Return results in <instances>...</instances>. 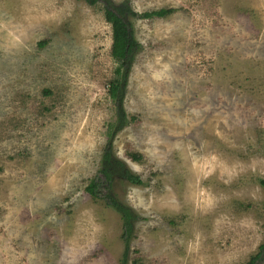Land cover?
<instances>
[{"label":"rangeland","instance_id":"obj_1","mask_svg":"<svg viewBox=\"0 0 264 264\" xmlns=\"http://www.w3.org/2000/svg\"><path fill=\"white\" fill-rule=\"evenodd\" d=\"M130 4L174 11L132 19L128 264H246L264 243V0ZM112 42L102 3L0 0V264L122 263L123 220L86 191L117 121Z\"/></svg>","mask_w":264,"mask_h":264},{"label":"trees","instance_id":"obj_2","mask_svg":"<svg viewBox=\"0 0 264 264\" xmlns=\"http://www.w3.org/2000/svg\"><path fill=\"white\" fill-rule=\"evenodd\" d=\"M91 6L102 3L103 12L107 23L112 27V47L111 54L117 62L114 71V78L109 83V95L114 102L117 121L115 125L108 126V142L104 150L99 174L101 178L91 181L86 191L95 200H102L120 214L124 233L122 238L125 242V252L121 264H128V256L131 250V240L135 231V223L139 219L138 215L128 206L124 205L113 192L114 182L117 180L126 181L133 185H144L142 178L132 172L128 165L120 159L114 152V142L118 134L129 125V115L125 109V98L129 85V77L135 58L142 50V45L135 35L132 19H155L164 18L171 14L172 9H159L152 12L139 14L135 12L130 4V0L117 3L114 0H86ZM45 44V43H44ZM41 44V45H44ZM135 161H141L142 156L131 155ZM264 188V179L260 180ZM264 263V243L259 247L258 252L251 256L246 264Z\"/></svg>","mask_w":264,"mask_h":264}]
</instances>
